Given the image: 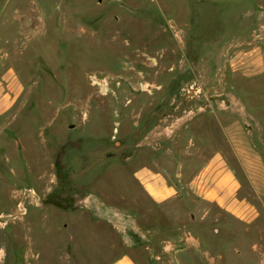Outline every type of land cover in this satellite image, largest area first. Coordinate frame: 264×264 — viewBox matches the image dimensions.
<instances>
[{
  "label": "rangeland",
  "instance_id": "rangeland-1",
  "mask_svg": "<svg viewBox=\"0 0 264 264\" xmlns=\"http://www.w3.org/2000/svg\"><path fill=\"white\" fill-rule=\"evenodd\" d=\"M3 65L0 264H264V0H0ZM215 151L245 218L135 177Z\"/></svg>",
  "mask_w": 264,
  "mask_h": 264
},
{
  "label": "crops",
  "instance_id": "crops-1",
  "mask_svg": "<svg viewBox=\"0 0 264 264\" xmlns=\"http://www.w3.org/2000/svg\"><path fill=\"white\" fill-rule=\"evenodd\" d=\"M24 92L25 85L17 71L12 66H1L0 119L15 107ZM161 159H153L151 164H142L135 170L141 188L154 204L169 207L181 200L191 204L193 198L195 208L203 202L213 203L234 216H247L245 213L249 211L250 204L239 198V176L222 152L215 151L201 164L196 158L188 163L182 162L174 169L170 158ZM107 264L142 262L132 252L126 251Z\"/></svg>",
  "mask_w": 264,
  "mask_h": 264
},
{
  "label": "built area",
  "instance_id": "built-area-1",
  "mask_svg": "<svg viewBox=\"0 0 264 264\" xmlns=\"http://www.w3.org/2000/svg\"><path fill=\"white\" fill-rule=\"evenodd\" d=\"M29 194L32 196H35L36 193L34 191H29ZM20 209H22V211H23V206H20Z\"/></svg>",
  "mask_w": 264,
  "mask_h": 264
}]
</instances>
